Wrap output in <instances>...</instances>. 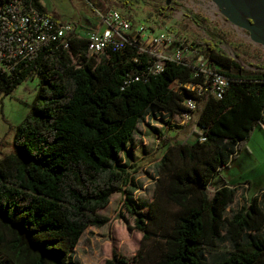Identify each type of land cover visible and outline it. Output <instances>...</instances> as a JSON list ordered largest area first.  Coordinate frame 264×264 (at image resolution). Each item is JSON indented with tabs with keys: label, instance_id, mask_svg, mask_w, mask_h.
<instances>
[{
	"label": "trees",
	"instance_id": "1",
	"mask_svg": "<svg viewBox=\"0 0 264 264\" xmlns=\"http://www.w3.org/2000/svg\"><path fill=\"white\" fill-rule=\"evenodd\" d=\"M25 1L49 14L41 0ZM203 45L200 54L230 86L222 99L204 101L197 141L161 134L153 201L143 211L127 204L140 248L133 258L115 251L104 264H264V201L254 197L229 216L237 186L215 180L264 127V69L246 68L212 41ZM157 60L135 44L92 57L78 39L70 50L43 47L13 75L0 69V100L30 78L40 81L33 115L15 135L16 153L0 161V264H71L84 233L110 222L100 212L113 195H132L124 188L136 168L121 156L140 119L182 115L184 100L196 95L185 86L205 81L173 62L152 74ZM223 240L232 251L210 262L207 250Z\"/></svg>",
	"mask_w": 264,
	"mask_h": 264
},
{
	"label": "rangeland",
	"instance_id": "2",
	"mask_svg": "<svg viewBox=\"0 0 264 264\" xmlns=\"http://www.w3.org/2000/svg\"><path fill=\"white\" fill-rule=\"evenodd\" d=\"M49 15L61 22H71L87 29H96L101 23L98 12L111 9L120 11L135 24H143L153 32L168 29L175 39L190 47L204 51V41L217 44L220 52L235 56L246 68L264 69V47L252 41L248 31L236 27L225 16L213 0H41ZM100 61V59H98ZM39 79L30 78L19 85L12 94L0 100V161L16 153L14 139L18 127L31 115L39 90ZM178 88V86H176ZM204 104H201L193 121L185 125L168 120L158 113L149 119H140L128 147L121 159L128 161L132 182L127 191L132 195L116 193L110 205L100 213L110 217V222L101 228L91 227L74 248L71 264H104L113 252L133 258L141 244L142 233L134 230L135 217L128 209L134 205L139 211L149 207L153 201L158 180L157 164L160 154L157 147L161 134L169 133L174 143L198 140L194 131H201L197 122ZM249 150H242L230 168L224 169L215 180L218 185L227 181L236 189L235 202L228 209L235 211L248 206L255 193L264 191V127L257 126L247 142ZM167 149L162 148L165 152ZM211 188H218L216 185ZM131 197V199H129ZM263 200L264 199H260ZM232 248L228 241L218 243L214 250H207L210 262L225 258Z\"/></svg>",
	"mask_w": 264,
	"mask_h": 264
},
{
	"label": "built area",
	"instance_id": "3",
	"mask_svg": "<svg viewBox=\"0 0 264 264\" xmlns=\"http://www.w3.org/2000/svg\"><path fill=\"white\" fill-rule=\"evenodd\" d=\"M101 23L96 29L83 28L76 23L61 22L25 0H1L0 3V69L13 75L20 65L33 57L47 45L70 50L72 40L83 39L92 57L101 58L109 52L123 50L135 44L141 52L150 53L158 60L150 66V73L161 74L171 62L193 68L203 73V84H188L186 89L195 91L194 97L184 100L186 111L182 115L162 112L168 120L185 125L196 116L201 104L210 97L222 99L230 86V80L213 70L200 51H192L182 45L168 29L153 32L143 24H135L120 11L111 9L107 13L98 12ZM137 78L136 80H139ZM175 83L172 88L176 91ZM150 116H147L149 119ZM201 142L205 137L200 136ZM234 189V188H233ZM210 193H215L211 187ZM255 197L264 199V191Z\"/></svg>",
	"mask_w": 264,
	"mask_h": 264
},
{
	"label": "water",
	"instance_id": "4",
	"mask_svg": "<svg viewBox=\"0 0 264 264\" xmlns=\"http://www.w3.org/2000/svg\"><path fill=\"white\" fill-rule=\"evenodd\" d=\"M213 2L233 25L248 31L252 41L264 47V7L261 5L264 0H213ZM232 57L238 60L235 56Z\"/></svg>",
	"mask_w": 264,
	"mask_h": 264
},
{
	"label": "bare ground",
	"instance_id": "5",
	"mask_svg": "<svg viewBox=\"0 0 264 264\" xmlns=\"http://www.w3.org/2000/svg\"><path fill=\"white\" fill-rule=\"evenodd\" d=\"M261 5L264 7V2H262ZM263 7H261V8H263Z\"/></svg>",
	"mask_w": 264,
	"mask_h": 264
},
{
	"label": "crops",
	"instance_id": "6",
	"mask_svg": "<svg viewBox=\"0 0 264 264\" xmlns=\"http://www.w3.org/2000/svg\"><path fill=\"white\" fill-rule=\"evenodd\" d=\"M258 193H255L254 197L257 195Z\"/></svg>",
	"mask_w": 264,
	"mask_h": 264
}]
</instances>
